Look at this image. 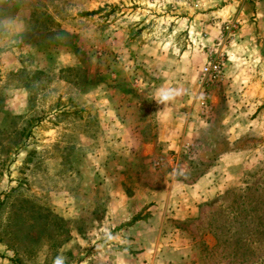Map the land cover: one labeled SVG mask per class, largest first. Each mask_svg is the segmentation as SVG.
<instances>
[{
	"label": "rangeland",
	"instance_id": "obj_1",
	"mask_svg": "<svg viewBox=\"0 0 264 264\" xmlns=\"http://www.w3.org/2000/svg\"><path fill=\"white\" fill-rule=\"evenodd\" d=\"M58 257L264 264V0H0V264Z\"/></svg>",
	"mask_w": 264,
	"mask_h": 264
},
{
	"label": "built area",
	"instance_id": "obj_2",
	"mask_svg": "<svg viewBox=\"0 0 264 264\" xmlns=\"http://www.w3.org/2000/svg\"><path fill=\"white\" fill-rule=\"evenodd\" d=\"M220 33L217 38L218 44L230 42L236 35L239 28V21L237 19L225 20L219 22ZM224 53L216 52L200 67V81L201 85H207L216 80L224 67Z\"/></svg>",
	"mask_w": 264,
	"mask_h": 264
},
{
	"label": "clouds",
	"instance_id": "obj_3",
	"mask_svg": "<svg viewBox=\"0 0 264 264\" xmlns=\"http://www.w3.org/2000/svg\"><path fill=\"white\" fill-rule=\"evenodd\" d=\"M184 94V90L182 88H161L157 92V100L158 104H165L169 101H173L175 98ZM55 264H64V258L58 257L55 261Z\"/></svg>",
	"mask_w": 264,
	"mask_h": 264
},
{
	"label": "crops",
	"instance_id": "obj_4",
	"mask_svg": "<svg viewBox=\"0 0 264 264\" xmlns=\"http://www.w3.org/2000/svg\"><path fill=\"white\" fill-rule=\"evenodd\" d=\"M135 139L139 140L141 144L144 143V137L140 135V132L135 134Z\"/></svg>",
	"mask_w": 264,
	"mask_h": 264
},
{
	"label": "trees",
	"instance_id": "obj_5",
	"mask_svg": "<svg viewBox=\"0 0 264 264\" xmlns=\"http://www.w3.org/2000/svg\"><path fill=\"white\" fill-rule=\"evenodd\" d=\"M88 13H90V12H86V13H83V14H88Z\"/></svg>",
	"mask_w": 264,
	"mask_h": 264
}]
</instances>
